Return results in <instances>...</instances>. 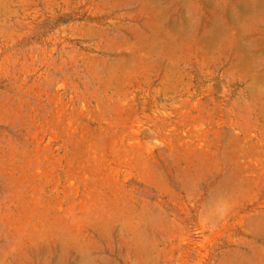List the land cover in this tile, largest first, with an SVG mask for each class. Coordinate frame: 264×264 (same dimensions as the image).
Instances as JSON below:
<instances>
[{"label":"rangeland","instance_id":"rangeland-1","mask_svg":"<svg viewBox=\"0 0 264 264\" xmlns=\"http://www.w3.org/2000/svg\"><path fill=\"white\" fill-rule=\"evenodd\" d=\"M147 1L0 0V264H264V16Z\"/></svg>","mask_w":264,"mask_h":264},{"label":"bare ground","instance_id":"bare-ground-1","mask_svg":"<svg viewBox=\"0 0 264 264\" xmlns=\"http://www.w3.org/2000/svg\"><path fill=\"white\" fill-rule=\"evenodd\" d=\"M147 1V0H146ZM149 1H151V0H149ZM199 1L201 2V0H198L197 1V8L199 7L200 9H201V7L199 6L200 4H199ZM204 0H202V2H203ZM259 1V3L257 2V1H252V0H226V1H224L223 2V7L225 8L226 6H230L234 11H235V13L236 14H240V13H238L237 12V10H240V11H243V12H245L246 14H250V15H252V14H256V15H259V14H262V16L261 17H263L264 16V0H258ZM148 2V1H147ZM152 2V1H151ZM202 2H201V4H202ZM205 2L206 3H208L206 0H205ZM149 3V2H148ZM178 3H180V2H178ZM204 3V2H203ZM206 3H205V5H206ZM149 6L151 5V4H148ZM208 5V4H207ZM222 5V4H221ZM203 6V5H202ZM209 6V5H208ZM146 7H148V6H146ZM151 7H152V5H151ZM198 8V9H199ZM143 10V9H142ZM202 10V9H201ZM244 13V14H245ZM190 19V18H189ZM228 19H230V18H228ZM252 20V19H251ZM262 20H264V19H262ZM214 26V25H213ZM212 30V29H211ZM214 30V29H213ZM215 31H217V30H215ZM215 31H214V33H215ZM218 32V31H217ZM216 32V33H217ZM212 33H213V31H212ZM223 35L225 34V33H223V31L221 32ZM222 34H219V36H221ZM214 35V34H213ZM212 35V36H213ZM217 35H218V33H217ZM218 36V37H219ZM214 38H215V36H213ZM228 37V35L226 36V38ZM222 38V37H221ZM233 38V37H232ZM202 39V38H201ZM210 40H212V39H210ZM214 40V39H213ZM215 40H216V38H215ZM207 41H209V40H207ZM206 41V42H207ZM205 42V41H204ZM203 42V43H204ZM205 42V43H206ZM150 43V42H149ZM211 43V42H210ZM150 44H152V43H150ZM153 45V44H152ZM200 45V44H199ZM199 47V46H198ZM238 48H239V50L241 49L240 47H237V51H238ZM250 48V47H249ZM152 49H154V48H152ZM242 51L243 50H241L240 51V53H242ZM243 55V54H242ZM237 56V55H236ZM245 57V56H244ZM243 58V57H242ZM246 60V59H245ZM244 60V61H245ZM248 60V59H247ZM246 60V61H247ZM241 61V60H240ZM243 61V62H244ZM246 61L244 62L245 64H246ZM244 63H243V65H244ZM248 63V62H247ZM239 64H240V62H239ZM242 64V63H241ZM240 64V65H241ZM246 66V65H245ZM249 66V65H248ZM247 66V67H248ZM234 67V66H233ZM244 71V70H243Z\"/></svg>","mask_w":264,"mask_h":264}]
</instances>
